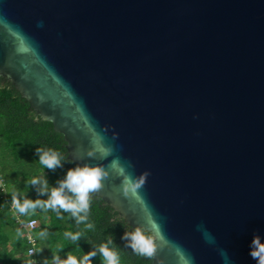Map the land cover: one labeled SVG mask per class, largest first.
Masks as SVG:
<instances>
[{
    "label": "water",
    "instance_id": "1",
    "mask_svg": "<svg viewBox=\"0 0 264 264\" xmlns=\"http://www.w3.org/2000/svg\"><path fill=\"white\" fill-rule=\"evenodd\" d=\"M0 77L70 160L108 173L94 196L132 227L153 234L155 220L151 264H180L177 249L193 264H258L264 0H0ZM121 167L144 178L147 208Z\"/></svg>",
    "mask_w": 264,
    "mask_h": 264
},
{
    "label": "trees",
    "instance_id": "2",
    "mask_svg": "<svg viewBox=\"0 0 264 264\" xmlns=\"http://www.w3.org/2000/svg\"><path fill=\"white\" fill-rule=\"evenodd\" d=\"M37 149L57 151L61 157L60 166L54 169L40 166ZM77 167L82 166L68 158L63 135L53 129L52 123L37 117L29 102L10 82L0 77V179L7 190L0 189V264H26L29 260L33 264H53L54 253L61 261L66 260L69 254L75 255L79 261L83 254L92 251L96 255L91 257L89 264H106L99 246L107 244L109 239L112 243L108 247L119 255L120 264H151L152 258L138 256L130 247V241L123 238L126 232H134L137 228L128 225L111 206L93 193L90 194L88 219L80 224L70 212L63 210L58 211L65 219L56 220V213L51 209L44 212L37 208L36 215L30 216L21 215L13 208V191L21 203L25 198L48 200L49 193L41 195V185H32L31 177L46 180L50 192L58 187L70 169ZM66 194L71 195L67 190ZM31 219L38 222L33 236L39 250L35 248V254L27 256L31 245L23 225ZM88 224L92 227H87ZM45 229L48 235L37 237L36 234ZM18 231L23 234L18 235ZM65 231L82 234L77 241L69 242L63 237Z\"/></svg>",
    "mask_w": 264,
    "mask_h": 264
},
{
    "label": "clouds",
    "instance_id": "3",
    "mask_svg": "<svg viewBox=\"0 0 264 264\" xmlns=\"http://www.w3.org/2000/svg\"><path fill=\"white\" fill-rule=\"evenodd\" d=\"M32 49L25 41H19L17 46V52L19 54H27ZM91 127V126H89ZM102 151L105 154H110V148H104ZM39 155V165L49 169H54L61 164L60 154L53 149H37ZM119 173L123 177L124 192L125 194H131L138 202L147 208L146 202L143 201L142 197L139 195V189L144 184V178H141L139 182L133 181L128 175H126L125 170L121 167L119 168ZM108 173L100 167H77L75 169H70L64 178V180L59 182L58 187L52 188L49 192L48 184L46 180H41L39 177H31L30 183L32 185L40 184L41 188L39 192L41 195L49 193L48 200L41 201L39 199L32 201L29 199H24L23 203L17 199L15 191H13L12 205L13 208L21 215H36L35 210L37 208L42 209L44 212H48L51 209L56 213V220L65 219L60 215L58 210H63L65 212H70L73 217L76 218V223L80 224L88 219V212L90 209L91 196L90 194L102 187V179L106 178ZM146 175V174H145ZM0 189H4L2 183H0ZM70 193L71 195L66 194ZM31 210V212L29 211ZM83 213V215H80ZM150 216V213H149ZM152 228L154 229L153 234H148L147 232L137 228L134 232H126L124 239L130 241V247L137 253L138 256L146 257L151 259L156 252V239L155 237L160 234V227L155 222V220L150 219ZM37 224V220L31 219L25 225L27 228H33ZM87 227L91 228L92 225L88 224ZM23 233L18 231V235ZM82 233L65 231L63 237L69 242H75L80 238ZM37 237H46L48 235L47 230L38 232ZM29 241L32 243L33 247L39 250L38 246L35 245V241L29 236ZM111 239L108 240L107 244H101L99 246V251L102 253L106 264H120L119 255L111 251L108 247L111 244ZM63 246H61L62 248ZM79 251V249H76ZM177 254L179 256L180 264H193L191 258L186 256L180 249H177ZM32 255V249H29L27 256ZM96 252L92 251L88 254H83L79 261L75 255L69 254L67 259L61 261L54 253L53 264H89L91 257L95 256ZM249 256L258 262V264H264V243H261L259 236H254L249 244ZM26 264H33L32 261H26Z\"/></svg>",
    "mask_w": 264,
    "mask_h": 264
},
{
    "label": "built area",
    "instance_id": "4",
    "mask_svg": "<svg viewBox=\"0 0 264 264\" xmlns=\"http://www.w3.org/2000/svg\"><path fill=\"white\" fill-rule=\"evenodd\" d=\"M0 183H2V180L0 179ZM28 223V222H27ZM26 223V224H27ZM25 224V225H26ZM25 225H23L24 227H25ZM38 227V222H37V224L35 225V227H33V228H27V227H25V229H26V231H27V240H28V243L31 245V247L29 248V249H32V255L31 256H33L34 254H35V248L33 247V245H32V243L29 241V236H31L32 237V240L33 241H35V238H34V236H33V231L36 229Z\"/></svg>",
    "mask_w": 264,
    "mask_h": 264
}]
</instances>
